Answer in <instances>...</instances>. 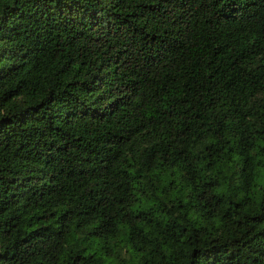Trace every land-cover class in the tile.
I'll use <instances>...</instances> for the list:
<instances>
[{"label":"trees","instance_id":"obj_1","mask_svg":"<svg viewBox=\"0 0 264 264\" xmlns=\"http://www.w3.org/2000/svg\"><path fill=\"white\" fill-rule=\"evenodd\" d=\"M0 264H264V0H0Z\"/></svg>","mask_w":264,"mask_h":264}]
</instances>
